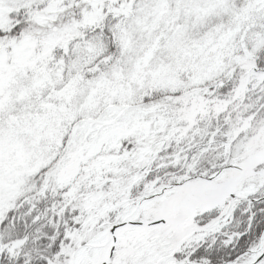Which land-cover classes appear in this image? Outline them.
<instances>
[{
	"label": "snow or ice",
	"instance_id": "snow-or-ice-1",
	"mask_svg": "<svg viewBox=\"0 0 264 264\" xmlns=\"http://www.w3.org/2000/svg\"><path fill=\"white\" fill-rule=\"evenodd\" d=\"M0 264H264V0H0Z\"/></svg>",
	"mask_w": 264,
	"mask_h": 264
}]
</instances>
